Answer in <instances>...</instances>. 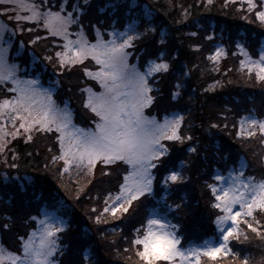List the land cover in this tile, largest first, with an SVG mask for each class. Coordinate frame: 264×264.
I'll use <instances>...</instances> for the list:
<instances>
[{
	"label": "trees",
	"instance_id": "obj_1",
	"mask_svg": "<svg viewBox=\"0 0 264 264\" xmlns=\"http://www.w3.org/2000/svg\"><path fill=\"white\" fill-rule=\"evenodd\" d=\"M72 1L74 0H71V2L68 0V3H72ZM83 1L79 0L81 6L83 5L86 9L90 7L86 12L91 22L89 34L98 24L102 27L111 28L114 25L124 27L127 23H139L138 29H140L142 36L145 35L140 41H136L134 47L131 48L134 55L131 56L130 60L136 61L138 66L144 68L147 60L151 58L158 59L160 54L163 53V59L169 63V70L162 77L153 74L149 78V83L153 86L152 91L157 96L158 103L150 105L146 111L150 115L156 114L158 118L165 113H181L184 116V121L181 124V134L185 137L188 135L201 136L200 141L205 143V146L201 147L202 157L203 154L206 155V152H214L208 161L209 170L208 166L205 165L206 169L201 171L200 184L196 178L198 177V169H195V154H188L193 152L190 151L191 148H197V139L192 137L190 149L189 146L186 147L185 151L188 153L183 159H175L167 164L163 163V166L157 168L158 170H155L158 173L155 185L157 189L153 194L146 195L142 200L141 223H143L144 217L151 212L152 207H159L161 213L168 214L172 223L178 225L176 231L178 235L183 237V245L202 240L208 236H218L219 232L215 224V217L220 214V210L218 209V211L214 207L213 203L216 200L217 193H214L210 186L217 181L215 177L220 171L225 170L230 165L237 164L238 158L243 153L246 154L250 150H254L253 146L250 145V141L261 140L264 136L255 133L251 137L245 135L236 138V130L233 131L234 123L238 122L239 128V119L245 113L255 112L259 116L264 115V87L258 84L260 80H257L256 84L247 83L244 80L237 81L235 76L238 78V74H235L237 71L234 69L235 66H241L244 56L240 52L239 45L241 43L245 44L252 54L256 55L258 53V48L264 42V21L259 19L260 26H258L255 20L251 22L248 15H238L234 11L236 5H228V0H119V2L117 0H91L90 2L86 1V3ZM52 2L48 4L57 5L62 0ZM107 3H110L109 6H113L110 8L112 12L104 11L103 7ZM258 10H260V5L256 7V12ZM242 14L244 13L242 12ZM26 26H30L29 28L37 27L38 29L34 31L39 36L45 35L44 31L46 29L38 27L36 22L28 23ZM15 39H19V37ZM43 39L46 41L49 50L56 51L59 48V45L55 43L60 40L59 37L46 36ZM219 42H222L227 48L228 55L226 57L229 56V65H220L217 60L210 58V54L215 52V47ZM195 45H200V47H195ZM85 66L86 63L75 64L74 74L76 79L71 82L70 86L73 96L72 106L76 109L75 120L88 123L89 121L93 122V114L88 115L90 110L84 104L86 100L85 91L81 90L87 84H94L87 78L84 72ZM244 76L258 79L256 72L253 71H245ZM43 77L44 81L47 82L48 76L43 74ZM178 81L180 84L179 89L176 88ZM244 88L249 89V97L257 99L255 104H243L240 97L243 96L241 93L245 92L243 91ZM256 90L257 92H255ZM176 91L179 92V95L173 98L172 93ZM3 92H0V95ZM225 104L227 107H225ZM231 109L233 122L229 125V111ZM219 112H224V114L221 115ZM202 120L211 129L210 132L204 128ZM215 121L216 124H214ZM49 137L58 151L56 132L49 133ZM12 146L15 149L7 152L6 162H4L3 155L0 153V171H7L8 174L20 172L21 176L19 177L22 180L23 174H32L34 180L33 182L24 181L23 186H21V183L16 179L11 180L9 178L4 181L0 178V213L4 217L7 214V217L12 220H19L18 225L22 224L21 229L27 232L24 228L27 225L25 222L27 219L29 220L31 215H40L44 208L53 210L60 209L63 206L66 208L68 205V210L73 211L74 215L68 217V227L71 231L68 232V236L62 233L61 245L65 250L66 245L72 243L75 254L71 251L73 253L71 259H74V264H83L81 257L83 252L80 254L79 251L82 247H78L74 241L78 240L80 235L86 236L90 227L88 236L93 234V237L89 240L94 243V238L98 239L94 233L96 227L97 233L106 238L105 236L111 231L113 232L114 226L117 225L116 223L110 224L108 221L107 214L104 211L107 202L104 204L103 209H97L99 211L94 212V214L93 211H85L84 209L78 214L77 211L81 210L82 206L79 202L70 200V198L82 199L85 190L83 188L81 190L80 183L70 186L71 189L69 188L74 197L71 195L66 197V193L52 182L49 177L50 171L46 166V159L37 152L34 144L29 141L15 140ZM213 147H215V150H213ZM256 148L264 153L263 140L260 141L259 145H256ZM195 157L198 159L196 155ZM125 167L126 165L118 169L114 189L118 187L122 171L123 169L126 170ZM181 168L186 177L183 183L179 185L171 183L164 186L160 174L163 173L162 175H164L169 170H179ZM259 175L264 179L263 170ZM195 185L200 189L199 191L194 189ZM62 189H65V187ZM87 190H89L90 197L99 198L101 202H105L107 194L113 191L100 186L99 190L101 191L97 197L94 186H89ZM26 199L31 204L30 207L25 202ZM207 199H209L208 205H206ZM91 201L89 200V203ZM69 203H77L78 206H72ZM24 204L27 205V209L23 218H21V211H17L16 206L21 207ZM173 205L180 206L177 209L172 207ZM88 216L92 218L89 220ZM97 216L100 217L98 224L95 222ZM256 221H260V223L256 224ZM253 224L255 227L261 228V233L256 234L255 231L252 232L253 230L248 228L249 238L243 239L239 245L235 242L233 247L238 246L240 251L243 250L239 257L246 258L247 264H264V216L255 219ZM3 225H7L5 220H3ZM120 226H123V222ZM135 228L131 227L130 235H128V241L133 247L136 246L132 243L135 238ZM73 232L75 238L71 239ZM19 235H21V232L18 233L12 229L11 234L6 232V237L3 239L11 247L17 246V249H19ZM64 237L66 239H63ZM7 239L11 241L9 242ZM99 242L103 245V240ZM90 249L92 258L94 257V259L100 261V253L96 248L90 246ZM114 249L117 250L115 247ZM112 251L108 246L107 252L110 253L109 255H112ZM67 253L68 251L63 252L62 256L61 253H58V256H56L58 262L65 264L62 261L63 256ZM103 255L107 257L106 254ZM229 257L232 256L220 255L216 258H206L204 260L207 264H226L227 261L225 260Z\"/></svg>",
	"mask_w": 264,
	"mask_h": 264
},
{
	"label": "snow or ice",
	"instance_id": "obj_2",
	"mask_svg": "<svg viewBox=\"0 0 264 264\" xmlns=\"http://www.w3.org/2000/svg\"><path fill=\"white\" fill-rule=\"evenodd\" d=\"M4 2L28 12L27 15H17V19L34 21L38 27L48 30L53 36L64 39V50L55 53L60 65L83 63L89 57L95 60L99 67L95 71L84 68V72L99 81L102 91L95 92L91 87L81 90L87 91L88 96L84 104L98 119L94 120L93 127L89 128L75 124L68 105L60 108L53 99L51 90L43 88L38 78L17 76L19 65L9 63L7 56L11 38H4L6 33L14 30L9 29L7 24L0 23V83L11 81L16 86L11 91L17 93L11 99L0 100V117H10L14 123L19 119L20 126L26 130L38 126V130L58 132L60 135L56 139L62 154L52 159L65 161V171L70 165L86 167L91 171L97 161H102L105 165L118 160L126 161L131 170L124 174V182L119 185L120 190L115 194L112 205L105 207L104 211H111L113 214L127 212V206H131L133 201H138L145 193L153 192L154 170L163 166L161 157H165L169 152L167 145L161 141H183L185 138L191 140L190 135H181V124L184 121L181 113L165 115L161 121L154 115H146L144 111L154 101L151 95L153 86L149 84V78L153 73L167 72L168 61L163 59L161 53L157 60L148 61L144 71H141L137 64L129 63L132 52L128 49L134 47L133 41L142 35L134 26H129L125 32L113 31L111 39L108 40H105L97 29L94 41L86 38L81 26L77 39H70L69 27L78 23V20L73 17V12L67 11L66 5L73 7L74 11L77 10L68 0L58 3L55 11L43 4L37 6L33 0ZM247 3L249 9L257 6L254 0H247ZM41 8L44 10L41 11ZM9 10L0 7V13L6 14ZM256 15L264 21V10ZM39 39V36L35 38ZM239 47L243 49V45ZM221 55H227L222 51V47L210 54V58L218 61ZM245 55L247 61H241V65L247 67L249 72L256 70L257 78L264 80V50L260 52L258 59H253L246 50ZM46 59L51 60L52 57ZM179 87L178 81L176 88ZM178 95V91L172 93L173 98ZM245 122L249 128L247 132L244 131ZM240 128L238 136L251 137L257 130L264 132V119H258L254 115L241 117ZM2 150L3 145H0V151ZM190 151L194 152L195 148ZM243 168L244 165L241 164L239 170H233L227 179L218 175L216 179L222 181L223 185L210 186L212 191L217 193V203L214 207L224 213L216 217L217 224L222 226L219 239H207L194 250H182L183 237L177 234L178 225L172 223L168 214L153 210L145 222L134 229L135 238L132 243L139 246L135 251L142 264H201V256L213 258L221 253L228 255L231 251L227 248L230 238L239 239L238 226L241 220L244 217L255 220L256 214H264V179L245 177ZM185 179L182 168L169 170L163 183L179 185ZM108 195L112 197L113 194ZM179 206L172 207L178 209ZM36 219L39 220V227L33 228L26 237H19V252L10 251L0 244V264L5 261L9 264H58L54 254L62 247L59 243V233L66 227L65 221L47 211L42 214V218ZM96 219L99 221L100 217L97 216ZM243 223L257 233L262 231L247 219H243ZM259 223L260 221H256V224ZM3 227L7 228L8 225ZM244 264H247V259Z\"/></svg>",
	"mask_w": 264,
	"mask_h": 264
},
{
	"label": "rangeland",
	"instance_id": "obj_3",
	"mask_svg": "<svg viewBox=\"0 0 264 264\" xmlns=\"http://www.w3.org/2000/svg\"><path fill=\"white\" fill-rule=\"evenodd\" d=\"M51 1H53L52 3H54L56 0H33V2L37 5H44L45 7H52V9L55 11L57 10V8L55 7L56 4H48L51 3ZM90 2L91 0H84L83 2L86 3ZM64 0H62L61 3H63ZM71 2V0H70ZM73 6H76L77 10H73V7H67V11L68 12H73V17L76 18L78 20V23L73 24L69 27V31L71 33L70 39H77V34L81 31V26H82V31L84 33V35L86 36V38L89 41H94L96 39V31L97 29H99V31L101 32V34L103 35V38L105 40L111 39V33L113 31H119V32H125L127 31L129 26H134L137 30V32L141 33L139 28V23L136 22H131V23H127L124 27H119V25H114V27L111 28H107V27H102L100 26V24H98V26L96 25V27L93 28V31L89 34V25L91 24V22L89 21L88 15L86 14V12H88V9L90 7H88L87 9L82 5H80L79 0H74L72 1V3H70ZM117 2H119V0H117ZM255 4L258 6L260 5V10L262 11L264 10V0H254ZM110 3H107V5H105L104 11L108 12L110 11V8H112L113 6H109ZM228 5L232 6L233 4L236 5L235 8V12L240 15V16H246L248 15V17L250 18L251 22L253 20H255L256 23H258V26H260V21H259V17L256 15V7L249 9L247 0H228L227 2ZM263 4V7H262ZM0 7H6L8 9H10L6 14L5 13H0V23L3 24H7L9 29H13L14 31L6 33L5 34V40H8L9 37L11 38V44L8 47V61L9 63H16L19 65V72L17 73V76L20 78H24V77H31L33 79H39L40 81V85L43 88H47L51 90V94L53 99L56 101L57 105L60 108H63L65 104L68 105V108L71 110L72 113V119L74 121L75 124L84 127V128H89V127H93L92 122H88V123H83V122H78L75 120V116H76V109L74 106H72V92H71V82L76 79L75 78V64L74 65H69V64H64V65H60L59 64V60L58 58L55 56L56 52H61L64 50V39L62 37H59L60 40L55 42L59 45V48L56 51L53 50H49V48L46 45V41L43 39L46 36H53L52 34H50L48 32V30L44 31L45 35L43 34L42 36H39L37 34L36 29H38L37 27H32L29 28L30 26H26L28 23L31 24L34 21H24L22 19H17V15L19 16H23V15H27L28 12L26 10H21V9H17L13 4L11 3H5L4 0H0ZM248 12H247V10ZM80 9H82V11H80ZM44 8H41V11H43ZM112 12V11H110ZM242 12L244 14H242ZM66 14V13H65ZM25 22V24H23ZM116 23V22H115ZM33 29V30H32ZM31 30V31H30ZM36 33V34H35ZM131 34V33H130ZM145 35V34H144ZM143 35V36H144ZM39 36L42 37L39 40H35V38ZM140 35L136 40L133 41V45L135 44L136 41H140L143 36ZM16 37H19V39H15ZM35 40L34 43H30V41ZM23 42V43H21ZM240 45H243L242 43ZM222 47V51H225L227 53V48L226 46L222 43L219 42L217 43L215 50L217 48ZM132 47H130L128 49V51L132 52V55H134L132 49ZM245 50L248 54L251 55V57L253 59H258L259 58V54L262 50H264V42L261 44V46L258 48V53L256 55L252 54V52H250L249 48L244 44L243 45V49L240 48V52L244 54L242 61H247V55H245ZM228 55V54H227ZM227 55H221L220 59L217 61L218 64L220 65H229V56L226 57ZM51 56L52 59L48 60L46 59V57ZM129 57V63L132 64H137L136 61H131ZM151 60H157L156 58H151L148 61ZM79 63V62H78ZM83 63H86V66L84 68H91L93 71H95L96 68L99 67L98 64H96L95 60H93L91 57H89L87 60L83 61ZM147 63L144 65V68L140 69L141 71H144L145 68L147 67ZM138 65V64H137ZM234 69L237 71V73L235 72V74H238V78L237 76H235V79L238 81L244 80V82L247 83H252V84H256L257 80L260 79H256V78H250V77H246L244 76V72L247 71L249 72V69L247 67H243L242 65L239 66H235ZM253 72H256V70H253ZM166 72H162V73H153V74H157V76L160 75V77L163 76V74ZM43 74H45L46 76H48V81L45 82L44 81V77ZM152 74V75H153ZM87 75V74H86ZM244 76V77H243ZM87 78L89 79L90 82H92L94 85H90L87 84V86L85 85L83 87V89H86L88 87H91L93 89V91L95 92H99L102 91V86L100 85L99 81H97L94 77L88 76ZM229 83V82H228ZM150 84V83H149ZM259 85H261L262 87H264V80H260ZM16 86L11 82V81H7L5 83H0V92L4 91L3 94L0 95V100H3L5 98L11 99L12 97L16 96L17 93L14 91H11L12 89H14ZM249 89L244 88L241 95H243L242 97H240L241 100H243V104L247 105V104H255V101L257 99L249 97ZM252 92V91H250ZM257 92V90L255 91ZM254 92V94H255ZM253 93V92H252ZM85 94V99H87L88 93L87 91L84 92ZM151 95L154 97V101L151 105L158 103L157 100V96H155V93H151ZM257 95V94H255ZM62 99H64V101H62ZM229 106V104H228ZM150 107V105H149ZM225 107H227V105L225 104ZM148 108V107H147ZM145 108V114L148 116H156V114L150 115ZM89 109V108H88ZM90 110V109H89ZM232 109L229 111V125L232 124L233 122V118L231 115ZM93 114V118L92 121L98 119V117L96 116L95 113H93L91 110L88 113V115ZM219 114L223 115L224 112H219ZM165 115H170V113H165L163 114V116L161 117H157V119L159 120H163ZM247 115H254L255 117H257L258 119H264V115L259 116L257 113L255 112H251V113H245L244 116L245 117ZM239 128H238V122L234 123V128L233 131L236 130L235 132V137L236 138H241L237 135V133L241 130L240 128V124H241V118L239 119ZM217 122L215 121L214 124H216ZM21 121L19 119H17L15 121V123L13 122V120L9 117V118H2L0 117V145H3V150L0 151V153H2L3 155V160L4 162L7 161V157L6 154L9 150H13L15 149L14 146H12L13 142L15 140H22L24 142H31V144L35 145V149H37V152L41 154V156L43 158L46 159V166H48L49 169V173H50V178L52 180V182H54L59 189H61L63 192L66 193V197H69V195H71L72 197H74V195H72V191H70V186H74L77 183H80L79 187L81 188V190H85L84 191V195L82 196V199H76V198H70V200H75L77 202H79L82 206L81 210H78V214L84 209L85 211H93L94 212H98L99 210L97 209H103L104 204L107 202L106 207H110L113 203L115 194L120 190L119 189V185L122 184L123 181V177L124 174L131 170V166L127 164L126 161H116L113 164H109V165H105L103 164L102 161H97L95 168L92 169L91 171H89L88 168L86 167H77L76 165H70L69 169L67 171L64 170V164L65 161L60 160V159H56L55 161L52 159L54 156L59 157L62 154V150L59 147V141L57 140L58 143V151L57 149H55V146L53 145V142L50 140L49 137V133L48 131H44L42 129L38 130V126L34 127L31 130H26L25 128L21 127ZM202 125L204 126V128H206L208 130V132L211 131L210 128H208V126L206 125V123H204V120H202ZM238 129V132H237ZM249 130L248 128V124L247 122L244 123V131L247 132ZM55 132V130H53ZM17 133H19L17 135ZM255 133H260L261 135H264V132H260V131H255ZM57 136L60 135L58 132H56ZM182 135V134H181ZM29 136H31V139H29ZM183 136V135H182ZM189 136V135H188ZM193 139H197V148L195 149L194 152H190L188 153L186 150V147L189 146L190 149V141L189 139H184L183 141H168V140H163L161 141V143H164L167 145V147L169 148V152L166 154L165 157H161V160L164 161L165 164L174 161L175 159H183V157L186 156V154H195L197 156L198 159H196L195 155H194V162H195V169H198V177L197 181L200 184L201 179H199L200 176H202L201 171H204L206 169V166H208V170H209V163L208 161L211 159V156H213V151L210 152H206V155L203 154L202 157V146H205V143L200 141V137L201 136H195V135H190ZM263 138L261 140H263L264 142V136H262ZM235 138V139H236ZM238 140V139H236ZM261 140H257V141H250V145L253 146V151L250 150L248 153L246 154H242L240 155V157L237 160V164L234 165H230L228 168H226L223 171H220L216 177L219 176H224L226 179L227 177L230 175V173L233 170H239L240 165L243 164L244 168H243V175L245 177L247 176H252L254 177L255 180H259V179H263L261 177V171H264V153L262 152V150L256 148V145L260 143ZM238 146V144H237ZM239 147V146H238ZM188 149V150H189ZM240 150V148H238ZM213 150H215V147H213ZM126 165V170L123 169L122 171V177L120 180V183L118 185V187H115L114 189V184H115V180L117 178V172L118 169L122 168L123 166ZM160 166H158L159 168ZM202 168V169H201ZM158 170V169H157ZM259 173H257L256 172ZM19 173V174H18ZM14 172L12 174H8L7 171H0V178L2 180H8L9 178L11 180L16 179L19 183H21V186H23V182L24 181H28V182H33L34 180V175L32 174H23L22 178L23 180L19 177L21 176L20 172ZM163 173H161V177L160 179L164 180L165 175H162ZM158 173L155 172L154 170V179H153V192L151 194L154 193V191L157 189L156 188V177H157ZM215 177V178H216ZM164 184V183H163ZM173 184V183H172ZM214 184H219V185H223L222 181H216L214 183H212V185ZM89 186H94L96 188V192H97V197L100 193L101 190L100 186H104L106 189H111L113 190L112 193V197H109V193L107 194V199L105 200V202H101V200H99V198H96L94 196L90 197V194L88 193L89 190ZM164 186H168L165 185ZM65 189H62L64 188ZM70 188V189H69ZM83 188V189H82ZM69 189V190H68ZM196 191H199L200 189L195 185L194 188ZM89 194V195H87ZM87 195V196H86ZM146 195H150L149 193H145L144 196L140 197L138 201H133L131 206H127L128 207V211L120 214H113L111 211L106 212L107 214V218L108 221L110 222V224L112 223H116L117 225H115L113 232L111 231L108 235H106L104 237L100 236L97 233V227L95 229V234L97 235L98 239H95V242L92 243L89 238L93 237V234L91 236H88L89 234V229L87 231V235L83 237V235L78 237V240H75L74 243L77 244L78 247H82V249L80 251V254L83 252V256L82 260H83V264H142V261L139 260V258L136 255V245L135 247H133L132 245H130L128 239V235H130L131 232V227H138L141 224V207H142V200ZM23 198V196H21ZM21 198V199H22ZM83 202H82V201ZM89 200H92L89 203ZM27 204H29V207L31 206V204L29 203V201L26 199L25 201ZM217 203V200H214L215 204ZM72 206H78L77 203H69ZM209 204V199H207L206 201V205ZM238 207V206H237ZM17 211L20 210L21 211V218H23L24 216V212L27 209V205L24 204L21 207H17ZM68 205L65 208L64 206L61 207L60 209H47L44 208L41 212L40 215L38 214H33L31 215V217L29 218V220L25 222L26 227H24L27 232H24L22 228V224L18 225V221L19 220H15V219H10L6 216L4 217L1 213H0V244H2L5 248H7L10 251L13 252H19L20 251V245H21V241L19 239V243H18V247L19 249H17L16 247H11L9 245V243L7 241H5L3 238H5V233L7 232V234L10 232L11 234V230L13 229L16 230L18 233L21 232V235H19V237L21 236H25L26 234L29 233L33 228H38L39 227V220L36 219L37 217L42 218V214L44 212H50L52 215L57 216L59 219H63L65 221L66 227L61 231V233H59L60 235V240L59 243L61 244V238H62V233L65 234V236H68V232L71 231L68 227L69 224V218L70 215H74L73 211H69L68 210ZM105 209V208H104ZM153 210H156L157 212H160V208L159 207H152L151 208V212ZM218 210V208H217ZM220 210V214L217 216H221L223 215V211L221 209ZM218 210V211H219ZM236 210V209H234ZM8 213V212H7ZM89 214V213H88ZM140 214V215H139ZM92 216V215H91ZM91 216L89 217V220L92 218ZM216 216V217H217ZM261 216H264V214H256L255 215V219L261 218ZM148 216H145L143 219V223L145 222L146 218ZM216 217H215V224L217 226V231L218 236H208L203 238L202 240L199 241H195V242H191L188 244L183 245V243L181 242V247L182 250H188V249H195L196 247H199L202 245L204 240L207 239H212V240H217L220 238V231H221V225L217 224L216 221ZM243 219H247L249 220L250 223H253L254 220H251L248 217H244ZM243 219L241 220L239 226H238V235H239V239H235V238H230V242L227 245V248H230L231 251L228 252L229 259L225 260L227 261L226 264H244V261L246 258H240L239 255L240 253H242V251H240V249L238 248V246L236 248L233 247V245L238 243V245L243 241V239L245 238H249V234H248V228L247 225L243 223ZM3 220H5V222L7 223L8 227L4 228L3 225ZM98 224V221H95ZM121 222H123V226H120ZM59 227V225H57ZM228 225H223V227H227ZM255 227V226H254ZM7 230V231H6ZM253 230V229H252ZM254 232V231H252ZM257 234V232H255ZM256 237V236H255ZM71 239L75 238L74 232L72 234V236L70 237ZM127 238V239H125ZM63 239H66L65 237ZM8 240V239H7ZM100 240H103V245L101 242H99ZM9 242L11 240H8ZM90 246L91 247H95L96 250L101 254H99V258L100 261L98 259H94V257L92 258V255L90 254ZM110 247V249H112V255H109L110 253L107 252V247ZM114 247L117 249L115 250ZM139 247V246H138ZM65 248V247H64ZM105 250V253H104ZM227 250V249H226ZM68 253L63 256V261L62 263L65 264H74V259H71L73 256V253L75 254V251L72 247V243H69L68 245H66V249L63 250V248L61 247V249L54 254V257L57 261L58 258H56V256H58V253H61V256L63 255V252H67ZM70 251V252H69ZM71 251H73V253H71ZM103 254H106V256H104ZM60 255V254H59ZM70 255V256H69ZM220 255H224L223 253L217 255L216 257H219ZM213 257V258H216ZM235 257V258H234ZM209 258L206 256H201V264H207L205 262L204 259ZM191 259V258H189ZM4 264H9L8 261H5ZM58 264H61L60 262H58Z\"/></svg>",
	"mask_w": 264,
	"mask_h": 264
}]
</instances>
